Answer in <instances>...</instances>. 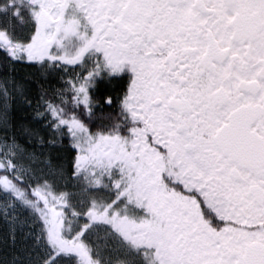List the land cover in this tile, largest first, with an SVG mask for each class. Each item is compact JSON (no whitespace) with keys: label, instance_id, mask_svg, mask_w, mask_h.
<instances>
[{"label":"snow or ice","instance_id":"snow-or-ice-1","mask_svg":"<svg viewBox=\"0 0 264 264\" xmlns=\"http://www.w3.org/2000/svg\"><path fill=\"white\" fill-rule=\"evenodd\" d=\"M0 264H264V0H0Z\"/></svg>","mask_w":264,"mask_h":264}]
</instances>
